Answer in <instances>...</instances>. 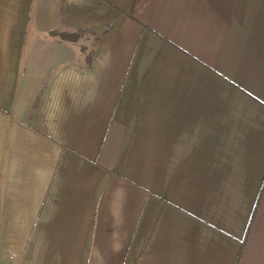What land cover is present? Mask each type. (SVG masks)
<instances>
[{"label": "crops", "instance_id": "1", "mask_svg": "<svg viewBox=\"0 0 264 264\" xmlns=\"http://www.w3.org/2000/svg\"><path fill=\"white\" fill-rule=\"evenodd\" d=\"M0 248L264 264V0H0Z\"/></svg>", "mask_w": 264, "mask_h": 264}, {"label": "trees", "instance_id": "2", "mask_svg": "<svg viewBox=\"0 0 264 264\" xmlns=\"http://www.w3.org/2000/svg\"><path fill=\"white\" fill-rule=\"evenodd\" d=\"M75 29H76V32H74V33L67 31V30L60 31V32H58L57 30H52L51 34L59 35L61 38L65 39V40H70V41H77L81 35H85L88 38L92 37L93 43L95 45V43L98 40V34L97 33L92 32L90 30H87L85 28H81V27H76ZM92 49H91V52H92ZM91 52L87 55L88 61L91 60V55H90Z\"/></svg>", "mask_w": 264, "mask_h": 264}, {"label": "rangeland", "instance_id": "3", "mask_svg": "<svg viewBox=\"0 0 264 264\" xmlns=\"http://www.w3.org/2000/svg\"><path fill=\"white\" fill-rule=\"evenodd\" d=\"M70 32H76V29H71L69 28ZM85 39H88L87 36L81 35L79 40L85 41ZM92 39L91 41H87L84 45L83 48L85 49L86 52H90L92 48ZM9 251V250H8ZM6 250H3L0 248V264H19V256L18 255H13V253H9Z\"/></svg>", "mask_w": 264, "mask_h": 264}]
</instances>
